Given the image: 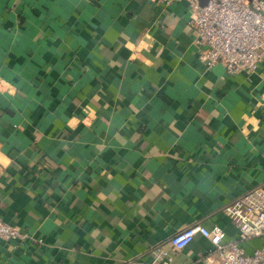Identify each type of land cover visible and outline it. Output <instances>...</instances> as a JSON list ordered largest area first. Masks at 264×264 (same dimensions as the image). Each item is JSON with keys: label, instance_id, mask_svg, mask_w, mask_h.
<instances>
[{"label": "crops", "instance_id": "obj_1", "mask_svg": "<svg viewBox=\"0 0 264 264\" xmlns=\"http://www.w3.org/2000/svg\"><path fill=\"white\" fill-rule=\"evenodd\" d=\"M189 14L0 0V219L29 236L0 239V264H159L155 246L216 264L202 235L169 237L197 223L237 237L223 207L264 191V60L206 68Z\"/></svg>", "mask_w": 264, "mask_h": 264}, {"label": "built area", "instance_id": "obj_2", "mask_svg": "<svg viewBox=\"0 0 264 264\" xmlns=\"http://www.w3.org/2000/svg\"><path fill=\"white\" fill-rule=\"evenodd\" d=\"M169 5L181 0H158ZM190 10L188 23L194 31L196 55L206 68L221 64L224 71L235 73L241 69L254 72L264 60V0H184ZM238 229L236 238H228L219 225L186 226L169 237L176 250L184 248L196 234L207 238V253L216 256V264H264L263 243L247 252L243 242L252 237L264 239V191L253 188L223 207ZM25 231L0 219V239L26 240ZM39 241V240H38ZM154 262L183 264L172 260L162 246L151 250ZM211 259V258H209Z\"/></svg>", "mask_w": 264, "mask_h": 264}, {"label": "water", "instance_id": "obj_3", "mask_svg": "<svg viewBox=\"0 0 264 264\" xmlns=\"http://www.w3.org/2000/svg\"><path fill=\"white\" fill-rule=\"evenodd\" d=\"M206 0H201L202 3H204ZM224 70L223 66L221 64H217L214 68L213 71L216 74H220Z\"/></svg>", "mask_w": 264, "mask_h": 264}]
</instances>
